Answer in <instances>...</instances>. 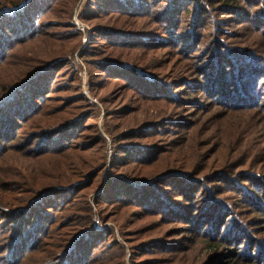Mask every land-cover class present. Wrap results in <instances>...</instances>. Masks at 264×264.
<instances>
[{"label":"rangeland","instance_id":"374dc122","mask_svg":"<svg viewBox=\"0 0 264 264\" xmlns=\"http://www.w3.org/2000/svg\"><path fill=\"white\" fill-rule=\"evenodd\" d=\"M8 1L10 0H0V3ZM92 1H53L40 18L41 35L20 46L16 52H10L8 60L0 69L2 92L4 87L19 82L39 59L51 62L46 66L54 89L46 94V101L40 105L44 113L50 115V124L56 125L58 118L63 116L59 108L61 105L69 106L79 99H74L71 96L73 94L80 93L91 109L84 112L81 124L73 131L80 138L70 141L73 146L81 147L82 152L79 156L67 155V164H101L102 169L99 173V184L94 190L72 194L78 200L71 210L62 214L55 212L54 218L58 223L61 222L60 225L56 232H52L51 237L46 238L37 249L34 248L28 264L40 263L41 253H48L49 247H63L68 244L69 248L72 240L69 237L77 227L73 223L69 226V213L73 211L75 214L72 217L77 216L81 222L89 219L90 216L85 211L87 203L93 209L96 229L112 233L106 234L107 246L111 248L109 253L101 251L103 248L95 252L94 257H102L99 264H132V257L144 264H164L155 263L153 258L144 255V249L148 245L161 247L156 255L150 257H161L165 261L173 259L174 264H201L203 260H210L211 257L223 262L219 257H234L236 254L233 243H223L225 246L219 251L216 247L207 248L205 243L208 238L196 239L193 234L176 228L180 224L168 223L158 216H148L143 212L138 214V208L128 207L126 203L107 207H103L104 204L98 206L96 203L97 196L102 195L108 182L117 187L126 183L131 195L144 201L145 198L138 193L146 191L137 184L148 181L150 184L146 190L158 193L163 189L178 204V193L184 191L185 185L182 186L176 181L177 178L174 179L177 174L161 180L154 175L165 169L159 176L176 172L171 168L173 163L170 160L175 157L172 148H182L184 145L186 148L182 150V154L188 158L194 155L196 147H202L200 157L203 160L200 162L198 156V167L194 172L196 175L192 174L193 179L208 183L205 187L212 190L216 199L234 208L240 221L239 226L246 228L251 238L264 245V195L257 204L263 210L251 206L250 201H243V193L247 195L245 192L250 193L252 190L251 183L245 182L246 180H252V176L256 175L264 183V107L250 109L235 108L228 103L219 105L205 96L196 99L190 95L188 88L183 87V84L200 76L196 65L194 70L193 67L189 68L195 63L200 66L207 63L213 47H220L222 50L224 47L243 46L240 48L264 55V0H193V3L191 0H172V6L168 2L171 0H155L152 14L147 17L123 12L121 7L130 8L134 1L126 6L124 0H118L121 15L112 9L107 10L108 13L104 12L107 4H112V0H102L96 4H92ZM166 7L169 9H164ZM156 11L157 15L153 14ZM197 11L198 17H193ZM172 16L174 19H170ZM97 31L104 33L105 38L98 36ZM172 31L176 35L178 33V37H174ZM192 36L194 39L197 37L195 43L201 45L195 44L197 49L190 52L187 46L190 45L188 41ZM99 39L100 41H96ZM202 56L203 61L200 62ZM97 63L100 69L98 72L94 69ZM42 64L40 62L38 67ZM71 71L76 72L79 83L68 86L73 85L74 81L70 76L67 86L63 87L62 83ZM68 87H71V92ZM162 87L166 89V97L177 94L185 103H195L199 107L169 103L168 100L162 102ZM181 89L184 91L180 92ZM142 95L146 98H142ZM113 113H119L120 118L110 119L108 116ZM91 125H95L96 130L104 137L105 144L102 145H105V151L99 144L91 152L86 150L92 147L88 143L95 139L93 135H99L92 132ZM39 127L21 131L19 144L25 143L36 131H42ZM130 132L136 134L124 138ZM36 143L37 140L34 144ZM123 146H129V153L137 158L149 152V155L156 156L146 168L140 167V162L135 160L137 158H132L126 165L128 161L120 158V149ZM30 149L18 148V154L10 155L0 162V173L6 174L0 179V184L3 185L0 196L6 201L24 199L28 195L23 192H6L9 191V184L16 181L14 175L30 173L44 177L54 173L52 171H56L55 166L59 168L57 158L60 156L48 158L50 161L45 164L28 156L27 151ZM141 172L145 177L139 175ZM216 174L224 179L219 192L218 183H211ZM238 188L242 191L236 192L235 189ZM183 203L184 201L180 202ZM43 216L41 215V223L47 219ZM1 222L2 227L6 225L3 230L9 234L0 243V264L7 257L8 251L3 250V247L10 240L9 229L13 228L8 226L7 220L0 219ZM76 223L79 225V222ZM42 244L44 245L41 246ZM245 250L246 253L247 248ZM134 252L137 253L135 256ZM243 254L244 250L240 255Z\"/></svg>","mask_w":264,"mask_h":264},{"label":"trees","instance_id":"16d2710c","mask_svg":"<svg viewBox=\"0 0 264 264\" xmlns=\"http://www.w3.org/2000/svg\"><path fill=\"white\" fill-rule=\"evenodd\" d=\"M53 1L55 0H10L3 4L0 3V69L8 60L10 52H16L20 46L35 40L39 34L41 35L39 30L41 26L40 18L51 7ZM100 1L102 0H93L92 4ZM112 1V4H107V9L104 12L108 13L107 10L112 9V11L121 15L117 3L118 0ZM131 1L135 2L130 6V8L134 9H130L128 6ZM154 1L137 0L136 2V0H124L123 3L128 7L121 8L127 14L131 12L139 17H147L152 14L151 10L153 5H155ZM168 2L170 6L174 5V3H170L173 2L172 0ZM191 2L193 3V0ZM164 9L169 8L166 7ZM187 12H189L188 8ZM153 14L157 15V11ZM193 17H198V11ZM170 19H174V16ZM96 34L104 37V33L99 31ZM173 34L174 37H178V33L176 35L175 31ZM196 39L192 36L188 41L190 45L187 46V49L190 52L197 49L196 45H201V43H195ZM96 41H100V39ZM240 47L243 46H238V48L224 47L222 50L220 47L210 49L212 54L210 53L207 63H203L202 66L199 63H195L189 68L193 67L194 70V65H196V69L200 71V76L198 75L197 79L192 82L187 81L189 83L183 84V87L188 88L190 95L196 99L205 96L213 102L216 101L215 103L219 105L228 103L235 108H263L264 55L257 51ZM189 58H194V56H189ZM200 59V62H202L203 56ZM40 62L43 64L38 67ZM47 63L51 62L39 59L32 64L33 67L30 72L23 76L19 82L4 87L3 91L0 92V162L10 155L18 154V148L24 149L26 147L31 148L27 151L28 156L34 157L37 162L40 161L47 164L50 161L48 158H56V155L60 156L57 158L59 168L55 166L56 171H52L54 173L51 175L48 174V176L44 177L41 174L32 175L30 173L29 175H14L16 181H14V184H9L7 189L9 191L6 192H23L28 194L25 195L27 196L26 198L6 201L0 196V219L1 221L7 220L9 227L13 226V228L9 229V232H11L9 235L11 236L10 240L3 247V250L11 254V257H8L7 254L2 264H28L27 261L31 258L30 255L35 251L34 248L37 249L42 242H45L46 238L51 237L60 225L61 222L58 223L54 218L56 216L55 212L62 214L71 210L78 200V197H72V194L76 193L78 195L80 192L94 190L99 184V173L102 171L101 164L97 166H94L93 163L90 165L85 162L74 165L67 164V155L79 156L82 152L81 147L73 146L70 141L80 138L73 131L78 128L76 127L78 124H81L82 117L85 115L84 112L91 109L80 93L73 94L71 96L75 97L74 99H79L74 100L69 106L61 105L59 108L63 116L58 118L56 125L50 124V115L44 113L43 108L40 106L46 101V94H50L51 90L54 89L53 81L50 80L51 76L47 74ZM94 69L97 72L100 70L98 63L94 66ZM70 76H72L74 81H72L73 85L68 86H76L79 83L76 72L72 73L71 71L62 83L63 87L67 86L66 82ZM68 88H70L69 91L71 92V87ZM165 90L163 87L160 89L162 102L163 100H168L169 103H183L188 106L191 104L193 108L199 107L195 103H185L186 101L179 98L177 94H174L173 97H166L167 93H165ZM182 91L184 89H181L180 92ZM141 97L146 98L143 95ZM173 98L175 99L173 100ZM233 99L235 101L232 102ZM118 114L113 113L108 117L112 120L117 119L120 118ZM35 126H40L38 129L42 131H36L29 136L25 143L19 144L18 138L21 131L30 127L34 128ZM91 127L93 129L92 132L99 133L95 125H91ZM133 134H136V132L125 134L124 138H129ZM93 136L95 139L88 143V145H92L91 149H86L89 152L95 149L96 145L99 144L102 147V143L105 144V139L100 133ZM24 138L22 137V139ZM36 140L38 143L34 144ZM184 148H186V145L182 146V148H172L173 156L175 157L170 162L173 163L171 168L176 172L159 176L162 172H165V169L154 175L161 180L177 174L174 179L177 178L176 181L178 180L182 186L185 185L184 191L178 193L180 202L184 201L183 204H180V202L175 204L163 189L158 193L153 190H146L150 184L148 181L137 184V186L146 191L138 193L139 196L148 201H143V199H138V197L131 195L126 183H122L119 185L120 187H117L108 182L101 193L103 196H97L96 203L98 206L104 204L103 207L126 203L128 207L135 206L138 208V212H140L138 214L143 212L148 216H158L168 223L180 224L176 228L188 234H193L194 238H208V242L205 243L207 248L216 247L219 251L220 248L225 246L223 243H233L232 246L236 254L234 257H219L223 259V262H218V258L214 259L216 257H211L210 260H203L201 264H264L263 243L251 238L247 229L239 226L240 221L235 215L234 208L216 199L212 194V190L205 187L208 183L197 182L193 179L192 174L197 171L200 149L202 147H196L194 155L190 158L182 154ZM103 150L105 151V145ZM120 152L122 154L120 158H123V161H128L126 165L130 163L132 158H137L129 153V146H123ZM149 154L150 152L145 153L144 156L135 159L140 162V167L146 168V166H149L148 163L156 156L155 154ZM202 160L200 157V162ZM187 172L191 173V176L186 174ZM217 174L220 175V173ZM217 174L211 183H218L217 190L219 192L222 190L220 184L224 182V179H222L223 177H218ZM139 175L143 176V173L141 172ZM2 176H6V174L0 173V179ZM245 182L251 183L252 190H250V193L246 191L247 195L243 193L244 203L250 201L251 206H255L258 209L259 207L261 208V205L258 207L257 204L260 203L258 201L264 195V183L256 175L252 176V180H246ZM2 188L3 185L0 184V190ZM235 191L241 192L242 190L238 188ZM217 194L219 195L220 193ZM261 209L263 210V207ZM85 211L90 218L85 219L83 222L77 216L72 217L75 214L73 211L69 213V226L71 223L77 226L69 237L72 238L69 248L68 244L63 247H56L57 249L49 247L48 253H46L47 251L41 253V261L38 264H99L102 257H94L95 252L99 248H103L101 251L106 252V254L109 253L111 248L107 246L106 234L111 235L112 233L96 229L93 209L90 203L85 206ZM53 213L55 214L54 216ZM41 215L47 218L43 223H41ZM156 220L158 221V218ZM76 222H79V225ZM1 224L2 222L0 223V243L9 234L3 230L6 225L4 224L2 227ZM241 224L244 223L242 222ZM227 237L231 240L229 241ZM93 239L97 241H92ZM139 242H142V240ZM246 248L247 252L245 253ZM159 249L161 247H157V245H148L144 249V255L153 258L155 263L174 264L173 259L165 261L161 257H150L151 255H156ZM243 250L244 254L240 255ZM136 254L134 252V256ZM137 260L132 257L131 263L144 264L142 261Z\"/></svg>","mask_w":264,"mask_h":264}]
</instances>
